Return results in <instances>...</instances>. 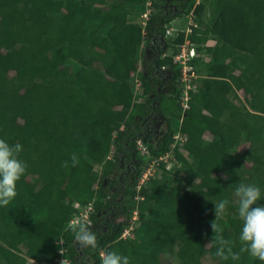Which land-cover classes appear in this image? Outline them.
Segmentation results:
<instances>
[{
	"label": "trees",
	"instance_id": "obj_1",
	"mask_svg": "<svg viewBox=\"0 0 264 264\" xmlns=\"http://www.w3.org/2000/svg\"><path fill=\"white\" fill-rule=\"evenodd\" d=\"M166 1L153 0L143 27L134 14L145 0H0V138L20 143L28 166L17 196L0 206V264H48L60 248L73 264H101V251L126 255L130 264H172L174 255L180 264H202L205 254L216 264H262L240 251L234 192L241 183L256 185L264 205V0H213L206 28L188 34L208 58L190 61L207 73L185 110L180 67L166 52L185 35L166 38L165 25L194 1L181 0V10ZM205 7L195 6L197 17ZM208 37L213 44L201 45ZM143 41L155 49L141 57ZM162 76L171 94L159 91ZM152 112L165 118L156 141L147 129ZM174 117L185 138L172 149L176 160L169 168L162 161L159 176L141 187L143 199H135L145 166L134 141L143 140L150 158L170 151ZM224 199L228 211L217 223L239 260L215 256L210 225L214 202ZM75 202L93 205L95 248L81 247L66 230ZM135 208L139 224L122 238Z\"/></svg>",
	"mask_w": 264,
	"mask_h": 264
},
{
	"label": "clouds",
	"instance_id": "obj_2",
	"mask_svg": "<svg viewBox=\"0 0 264 264\" xmlns=\"http://www.w3.org/2000/svg\"><path fill=\"white\" fill-rule=\"evenodd\" d=\"M23 151L20 143L9 144L0 138V206H8L17 196V182L27 172L26 162L19 159ZM72 166L79 163V157L73 153L71 156ZM68 166V161L63 163ZM238 216L242 221V231L239 240L242 244L241 252H247L252 258L264 264V205L258 204L261 200V189L253 184L241 183L234 192ZM230 201L228 199L214 202L215 219L211 222L214 232L213 241L217 245L215 256L220 260H239L240 255L233 251L232 241L223 235V227L217 223L228 211ZM74 235L81 247L95 248L97 236L90 230L88 216L81 213L66 226ZM101 264H130V258L116 251L100 252Z\"/></svg>",
	"mask_w": 264,
	"mask_h": 264
},
{
	"label": "rangeland",
	"instance_id": "obj_3",
	"mask_svg": "<svg viewBox=\"0 0 264 264\" xmlns=\"http://www.w3.org/2000/svg\"><path fill=\"white\" fill-rule=\"evenodd\" d=\"M169 1H170V4H172V1L175 2L174 4H177L179 7V10H181L180 9V6L182 5L181 0H169ZM193 1H194V3H193V5L189 11H184L181 15L175 17L170 22L166 23V25H165V28H166L165 29V36H166V38L172 39L173 37L177 36L180 32H184V35L190 34V33H186V32H189V31L192 32L193 28H198V30H202L203 28H206L207 24L209 23V18L211 15V10H212V5H213V0H193ZM200 2L204 3V5L206 7L201 12L200 17L198 16L199 17V19H198L194 9H195V6ZM152 11H153V0H145L144 6L137 8L134 16L137 19V21L140 22L141 25L144 27L149 16H150V14L152 13ZM146 17H148V18H146ZM143 33H144V29H143ZM213 42H214L213 39L208 37L206 41H203L200 44L204 45V46H209V45L213 44ZM178 45H177V48L175 50L174 49L172 50V48H166V52L167 53L172 52V54H173L178 49ZM193 45H194V43H193ZM194 46H196V45H194ZM144 48H146V54L150 55V53L155 49V45L149 44L146 47V43L143 41L141 43V45L139 46V52H141V57H143V51L142 50ZM196 51L198 53V56L202 57L203 60L208 58V56L201 54L200 51H198V50H196ZM140 63H141V58H140L139 64ZM197 71L199 72L200 76L197 74L198 72L195 71L196 77L192 78L188 92L195 91L197 86H199V84H200L199 77H201L207 73V70H206L205 66H203V65L197 66ZM162 81H163L162 82L163 86L162 85L159 86V91H163L166 94H171V90H172L171 83L167 82L165 76H162ZM139 83L140 82L138 80L137 73H134L133 78H132V86H133V90H134V99L137 101H140V97L142 94ZM177 86H178V88H180V92H181L183 90L182 83L179 82L177 84ZM236 94L238 95L240 100H243L244 95H243L242 91L239 90L236 92ZM189 95H190V93H189ZM235 101L238 102L237 99ZM129 108L130 107H127V109L125 110V113H127V114L129 113V111H128ZM107 112L111 113L112 111L107 110ZM147 120H148L147 129L149 130L148 133L151 134L150 140L156 141L165 129V118L162 114H160L158 112H152ZM172 122H173V128H174L175 132L176 133L179 132L181 119L174 117ZM204 140H205V144L211 143V138L208 135L204 136ZM134 145H135V150L137 152L139 159H141L142 162H144L143 166H145L144 168H146V166H149V164L152 162L153 158H150V156L148 155L145 143L143 142L142 139L137 138L134 141ZM247 146H248V143L244 142L239 148L241 151H243L247 148ZM185 154H186V156H188L187 153H185ZM109 156L112 157L111 152L109 153ZM175 160H176V158L174 156V159L171 157H168L164 161L175 162ZM125 165H126L125 163H122L121 167H124ZM178 166H179V164H177V167ZM169 167H171V165ZM150 172H152V171H150ZM159 174H160V170L158 169L156 174H154V177L159 176ZM91 199H92L91 202H93L94 198H91ZM112 214L113 213H111L109 215V219H111ZM132 216H133V213H132ZM136 216H137V218L135 220H132L133 221L132 222L133 228L138 226V224H139L138 213ZM132 237H133V233H132V230H130L128 233L125 234V237H122V238H132ZM175 248L177 249V246ZM65 257H67V255H65ZM67 259H68V257H67ZM59 260H60V254L58 251V255H56L55 258L53 260H51V262L48 264H59V263H61V262H59ZM68 260H69L70 264H73V263H71L70 259H68ZM171 261H172V264H180V261L178 260V258L175 255L171 257ZM32 263H33L32 261L31 262L28 261L27 264H32ZM201 263L202 264H216V261L212 260L209 256V254H205L201 257Z\"/></svg>",
	"mask_w": 264,
	"mask_h": 264
},
{
	"label": "built area",
	"instance_id": "obj_4",
	"mask_svg": "<svg viewBox=\"0 0 264 264\" xmlns=\"http://www.w3.org/2000/svg\"><path fill=\"white\" fill-rule=\"evenodd\" d=\"M168 2V0L166 1V3ZM146 13V12H145ZM148 18V17H146ZM168 31V30H167ZM186 32V33H190ZM188 35V34H187ZM187 35L185 34L184 40L183 42H181L178 45V49L173 53V60L175 62H177V64L180 67V76L178 81L180 83H182L183 85V90L180 92L179 95V104L181 105L182 109H188L189 108V104H190V95L188 92V89L190 88V82L192 80V78L196 77L195 71L193 66L191 65L190 61L191 59H193L194 57L198 56V53L196 51L195 46L193 45V43L190 41V39L187 37ZM174 141L171 143V150L167 151L166 153H164L163 155L153 158L152 162L149 164V166H147L146 168L143 169V171L138 175V180H137V184L135 186V199H143L142 196H140L139 192L140 189L143 185H145V183L150 179V177H152V175L154 174V172L156 171L157 167L161 164V162H165V167L169 168L170 165H172V161H164L166 158L171 157L174 159V153L172 151V149L174 148V146L178 143V142H184L185 138L183 136H181L179 134V132L175 133L173 135ZM170 163V164H169ZM152 171V172H150ZM149 175V176H148ZM82 205H80L78 202L74 203V207L77 208V212L73 213L70 216V219L67 223V225L70 223V221L72 219H74L75 217H77L78 215H80L81 213H85L88 216V220H89V216L90 213L93 211V205L92 203H88L83 205L82 207H80ZM133 216H131V225L127 228L124 229L121 237H125V234L128 233L130 230L133 229V224H132V220H135L137 218V209L133 210ZM63 241H60V244H62ZM59 254H60V260L59 264H70L69 260L67 259V257H65L64 254V249L60 248L59 250Z\"/></svg>",
	"mask_w": 264,
	"mask_h": 264
},
{
	"label": "flooded vegetation",
	"instance_id": "obj_5",
	"mask_svg": "<svg viewBox=\"0 0 264 264\" xmlns=\"http://www.w3.org/2000/svg\"><path fill=\"white\" fill-rule=\"evenodd\" d=\"M168 5L170 4V1L168 0V3H167ZM173 6H176V5H173Z\"/></svg>",
	"mask_w": 264,
	"mask_h": 264
}]
</instances>
